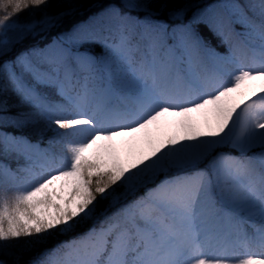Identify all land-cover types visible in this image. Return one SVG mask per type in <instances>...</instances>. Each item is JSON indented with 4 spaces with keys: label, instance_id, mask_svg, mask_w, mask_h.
Masks as SVG:
<instances>
[{
    "label": "snow or ice",
    "instance_id": "snow-or-ice-1",
    "mask_svg": "<svg viewBox=\"0 0 264 264\" xmlns=\"http://www.w3.org/2000/svg\"><path fill=\"white\" fill-rule=\"evenodd\" d=\"M90 7L0 0V264H264V0Z\"/></svg>",
    "mask_w": 264,
    "mask_h": 264
},
{
    "label": "trees",
    "instance_id": "trees-1",
    "mask_svg": "<svg viewBox=\"0 0 264 264\" xmlns=\"http://www.w3.org/2000/svg\"><path fill=\"white\" fill-rule=\"evenodd\" d=\"M82 3H84V9L81 10L80 13H78L76 16L74 17H71L69 18L68 20H66L64 22V25H63V29H67V28H70L72 26V24L76 23V22H79V21H82L84 19L87 18L88 15H90L92 12H95V11H98L97 8L95 7H90V5H94L96 0H81ZM55 10V9H54ZM29 18V11H24V12H21L20 13V19L21 20H25V19H28ZM203 34L212 42V44L214 46H217L219 48V50L221 52H223V47H220L218 45V41L211 36L210 33L207 32V30H204L203 31ZM53 35H55V33H53ZM52 39V36H49L47 37V39H44V38H41L40 40H36V41H30L28 44L22 46L20 49L18 50H23V48H26V47H30L32 46L33 44H39V45H43V43H46L48 40ZM35 139V138H33ZM46 143V142H45ZM105 207V204L102 203L100 205V208L101 210Z\"/></svg>",
    "mask_w": 264,
    "mask_h": 264
},
{
    "label": "rangeland",
    "instance_id": "rangeland-1",
    "mask_svg": "<svg viewBox=\"0 0 264 264\" xmlns=\"http://www.w3.org/2000/svg\"><path fill=\"white\" fill-rule=\"evenodd\" d=\"M173 131H174V129H164L162 131V135H170V134H172Z\"/></svg>",
    "mask_w": 264,
    "mask_h": 264
}]
</instances>
